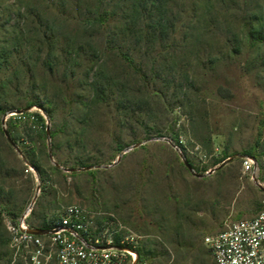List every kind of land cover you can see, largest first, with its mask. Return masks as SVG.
Segmentation results:
<instances>
[{"label": "rangeland", "instance_id": "1", "mask_svg": "<svg viewBox=\"0 0 264 264\" xmlns=\"http://www.w3.org/2000/svg\"><path fill=\"white\" fill-rule=\"evenodd\" d=\"M136 1L0 0V242L38 182L37 218L81 205L148 264H215L204 238L257 214L239 159L258 141L264 170V0H161L157 40L127 31Z\"/></svg>", "mask_w": 264, "mask_h": 264}, {"label": "built area", "instance_id": "2", "mask_svg": "<svg viewBox=\"0 0 264 264\" xmlns=\"http://www.w3.org/2000/svg\"><path fill=\"white\" fill-rule=\"evenodd\" d=\"M240 159L244 174L261 195L260 206L254 217L204 238L215 264H264V170L255 157ZM40 194L38 182L36 196L20 215L1 211L9 241L0 264H148L134 243L116 241L120 234L114 219L99 221L81 205L59 210L48 227H32L29 220Z\"/></svg>", "mask_w": 264, "mask_h": 264}, {"label": "trees", "instance_id": "3", "mask_svg": "<svg viewBox=\"0 0 264 264\" xmlns=\"http://www.w3.org/2000/svg\"><path fill=\"white\" fill-rule=\"evenodd\" d=\"M151 5L154 7V9L155 8H158L159 9L161 7L162 8L164 7V5L161 2V0H137L134 3V9L132 11V16L130 18V21L131 22H129L130 24L126 25V28H127V31H132V28L131 27L134 28L135 25H138V22H142L143 23V26L140 28V29H142V31L145 30V29L152 30L149 33V38L152 37L155 40L162 39L164 37V34H165V29L167 28L168 20H166L164 18V15H162V14H160L159 17H157V18L155 16H153L151 14V12H152V10L150 8ZM97 20L100 21V18H97ZM139 25H141V24L139 23ZM253 36L259 42H264V27L255 30L253 32ZM29 106L30 107H32V106L41 107V105H39L37 103H34V102L30 103ZM0 112L4 113L5 110H3V108L0 107ZM34 117L40 119L41 122H44L45 121L44 118L41 116V114H35ZM49 117H52V116L49 114ZM11 137H12V135H11ZM52 137H54V134H52ZM12 139L15 142V140H14L13 137H12ZM178 143L179 142L177 141L176 144L178 145ZM260 147H261V144H260V142L257 141L254 146H252L249 150L245 151L244 155L255 157L258 160V162H259V154L257 152H258V149ZM225 156L226 157L224 159L219 160V161H215V163L213 164V166H217V165L221 164L222 162H224L229 157H231L227 153L225 154ZM239 160H240V163H242V160L241 159H239ZM80 166L81 167H85V168L89 167L87 164H81ZM223 168H224V166L221 167L218 170L220 171ZM55 170L59 171V169L56 168V167H55ZM43 186H44V184H41V191L44 190V194H46V191L47 190ZM44 194H41V196H43ZM4 196H6V197H4ZM5 198H9V197H7V195L5 194V192L1 190L0 199H5ZM39 199H40V197L37 199V202H36L35 208L33 210L32 216H31V218L29 220L31 226L34 227V228L48 227L49 219H51L49 217H46L45 214H43L42 217L41 216H38V218H37L36 206H37V204L39 202ZM3 209L7 210L6 208H3ZM7 211L9 213H11L12 215H14L9 210H7ZM36 218L38 219V222H34V219H35V221H37ZM1 220H2V217H1ZM2 225L4 227L3 221H2ZM4 229H5V227H4ZM5 231H6V229H5ZM6 234H7V232H6ZM119 239L120 238H117L116 241L118 242ZM8 241H9V238L7 237V240L6 241L4 240L3 242H0L1 243V246H3V247L6 248V251H7V247H8ZM138 251H139L140 256L143 259H145V260L147 259L145 257H147L149 254L150 255H153V253H150L148 251L141 250L140 248H138Z\"/></svg>", "mask_w": 264, "mask_h": 264}, {"label": "water", "instance_id": "4", "mask_svg": "<svg viewBox=\"0 0 264 264\" xmlns=\"http://www.w3.org/2000/svg\"><path fill=\"white\" fill-rule=\"evenodd\" d=\"M48 132H49V131H48ZM5 134H6V136H7V139H8L9 142L11 143V145H12L13 147H15V148L18 150L19 153H21L20 150L18 149V147H17V146L15 145V143L13 142V140L10 138L9 134H8L7 132H6ZM233 159H235V158H229V159H228L226 162H224L221 166H219V167H217V168H215V169H213V170H210L208 174H212V173H214L216 170L220 169V168L223 167L227 162H230V161H232ZM184 163H185V166H186L189 170H193L191 164H190L188 161H185ZM88 169H90V168H88ZM198 176H200V175H198ZM30 232H31V233H34V234H37V235H42V234H45V233H46V231H43V230H30Z\"/></svg>", "mask_w": 264, "mask_h": 264}]
</instances>
